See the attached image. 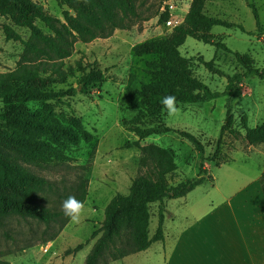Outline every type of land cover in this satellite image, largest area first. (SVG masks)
<instances>
[{"label": "rangeland", "instance_id": "1", "mask_svg": "<svg viewBox=\"0 0 264 264\" xmlns=\"http://www.w3.org/2000/svg\"><path fill=\"white\" fill-rule=\"evenodd\" d=\"M33 1L42 5L47 14L62 19L65 7L60 6L57 0ZM190 2L191 0H136L140 19H148L147 21H138L128 30H116L106 39L74 44L70 57L64 61V69L68 66L74 68L73 75L67 78L65 84L52 86L51 90L65 91L75 88L80 76L91 71L102 73L105 81L90 86L86 95L75 94L65 98L67 104H47L55 115L79 118L83 127L93 136L90 143L73 147L70 152L61 154L59 159L47 151L50 162L43 163L37 159L36 163L41 164L37 166L23 160V157H30L33 153L29 144L15 134L10 124L0 122V156L11 164L49 181L57 193L68 191L79 180L87 184V196L78 223L69 220L60 228V222L46 226L30 218H0V262L85 264L87 255L100 236L97 234L91 238L92 233L101 226L106 205L115 195H127L133 179L144 173L138 164L141 152L135 148L123 147L126 142L137 140L136 136L127 130L130 126H166L193 134L203 145L202 159L187 141L172 133L150 136L140 141V145L158 146L173 155L176 171L167 177L170 186L196 179L199 167L205 181L185 197L165 199L149 206L148 236L151 237L157 228V212L161 209L165 211V241L156 242L147 251L117 261L111 260L108 253H105L97 264H168L167 234L171 213L196 204V201H201L202 198L211 199L209 197L216 189L232 190L233 182H251L260 176L264 166V145H247L243 139L241 118L246 117L249 128L264 123V80L249 76L237 85L229 103L231 128L236 134L231 135L225 131L220 139V129L226 117L225 96L203 103L177 105V112L172 115L166 112L150 116L146 111L138 113L120 103L130 75H135L138 81L147 82L149 79L145 73V63L152 58L135 57L132 48L170 33L173 26L167 25L166 22L160 24V14L166 7L169 19L178 25L186 15ZM247 2L255 6L263 32L257 31ZM203 13L208 17L241 26L243 31L238 28L215 26L209 34L213 42L223 43L231 52L248 54L253 59L255 68H264V0L206 2ZM4 24H10V21L0 17V73L14 70L24 52L20 43L5 40L2 31ZM35 24L45 34H49L42 23L37 21ZM15 30L23 40L28 39V30ZM179 53L189 60L192 75L213 92L224 91L226 76L244 73V69L236 63L230 53L191 38L185 40L179 48ZM199 59L211 61L222 75L207 71L199 63ZM77 62L83 71L75 68ZM15 107L14 103L0 100V114L14 111ZM44 107L37 102L24 104L30 115ZM38 201L52 210L62 208L57 203L56 195L42 194ZM56 233L52 241H47ZM79 244L84 245L81 250L65 255L67 250Z\"/></svg>", "mask_w": 264, "mask_h": 264}, {"label": "trees", "instance_id": "2", "mask_svg": "<svg viewBox=\"0 0 264 264\" xmlns=\"http://www.w3.org/2000/svg\"><path fill=\"white\" fill-rule=\"evenodd\" d=\"M65 7L62 19L47 14L42 5L33 0H0V17L10 21L4 24L2 31L6 41L20 43L24 52L14 70L0 73V100L15 104L14 111L0 114V122L10 124L16 135L25 140L32 148L30 157H23L29 164L36 160L49 163L46 152H51L56 158L70 152L81 143H90L93 136L82 125L81 120L74 116L55 115L48 102L67 104L64 100L75 94L86 95L90 86L102 84L105 77L100 72L83 73L75 88L67 90H51L52 86L66 83L73 75L74 68L64 69V61L70 57L76 42L90 43L95 39L109 38L116 30H128L140 19L136 0H57ZM217 0H191L189 9L182 22L172 28L171 32L162 38L153 39L132 48L135 57H151L145 63L147 82L138 81L135 75H130L120 103L128 109L141 113L146 111L150 116H156L162 111L161 100L166 95H174L177 105L203 103L227 97L225 104L226 117L221 126L220 135L228 132L236 134L232 126L230 100L238 84L249 76L264 80V68L253 66L254 61L248 54L231 52L223 43L213 42L210 30L215 26L231 29L241 26L228 21L208 17L203 13L206 2ZM247 1V0H246ZM251 9L257 31L263 32L259 16L252 3L247 2ZM169 18L167 10L158 19L164 24ZM40 22L49 31L45 34L36 22ZM15 28L29 31L27 40H23ZM187 38L206 45L222 49L230 53L244 73L226 76V86L222 93L213 92L199 79L192 75L189 60L182 57L179 48ZM204 68L214 74L222 75L215 69L211 61L199 59ZM76 69L83 71L80 63ZM37 102L45 107L30 115L24 104ZM176 105V106H177ZM243 139L249 146L264 145V123L249 128L246 117L241 118ZM136 136L134 142H126L124 148H135L141 152L138 164L144 173L133 179L127 195H115L106 205L101 226L94 231L91 238L97 234L85 264H97V261L108 253L113 261L146 251L152 244L164 239L163 210L157 212V228L154 234L148 236L149 206L165 199H178L200 186L205 177L199 167L196 179L180 182L175 186L168 184L167 177L176 171L173 155L164 148L147 145L141 146L140 141L150 137L172 133L187 141L203 158V145L193 134L170 127L130 126L127 129ZM219 144V142H217ZM258 183L264 198V167ZM57 196V203L69 196L85 202L87 184L79 180L68 191L57 193L49 181L29 174L0 156V218L18 216L30 218L49 225L60 222L63 228L70 220L64 215L63 209L52 210L38 201L40 195ZM57 233L47 241H52ZM83 244L65 252L73 254L83 248ZM0 264H6L0 262Z\"/></svg>", "mask_w": 264, "mask_h": 264}, {"label": "crops", "instance_id": "3", "mask_svg": "<svg viewBox=\"0 0 264 264\" xmlns=\"http://www.w3.org/2000/svg\"><path fill=\"white\" fill-rule=\"evenodd\" d=\"M259 177L233 182L232 190L216 189L213 198L171 213L168 264H264V198Z\"/></svg>", "mask_w": 264, "mask_h": 264}, {"label": "clouds", "instance_id": "4", "mask_svg": "<svg viewBox=\"0 0 264 264\" xmlns=\"http://www.w3.org/2000/svg\"><path fill=\"white\" fill-rule=\"evenodd\" d=\"M162 111L166 110L168 115L177 112V98L174 95H166L161 100ZM64 215L74 223H78L84 209V203L73 196H69L62 202Z\"/></svg>", "mask_w": 264, "mask_h": 264}, {"label": "built area", "instance_id": "5", "mask_svg": "<svg viewBox=\"0 0 264 264\" xmlns=\"http://www.w3.org/2000/svg\"><path fill=\"white\" fill-rule=\"evenodd\" d=\"M168 7H169L170 9L172 8V6H170V5H168ZM165 10H167V12H168V9H167L166 7H165V9H164L163 12H165ZM163 12H162V13H163ZM168 14H169V12H168ZM166 24L169 25V26L172 25L173 27L176 26V23L173 22V21H171V19H169V18H168V20L166 21Z\"/></svg>", "mask_w": 264, "mask_h": 264}]
</instances>
